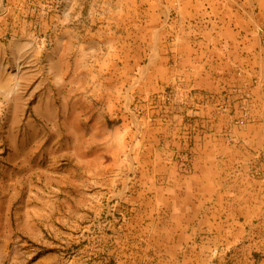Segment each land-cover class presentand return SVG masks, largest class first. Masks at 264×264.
<instances>
[{"label":"crops","instance_id":"obj_1","mask_svg":"<svg viewBox=\"0 0 264 264\" xmlns=\"http://www.w3.org/2000/svg\"><path fill=\"white\" fill-rule=\"evenodd\" d=\"M62 1L73 36L63 31L53 56L74 67H58L50 85L46 34L33 39L48 15H34V0H0V136L10 138L0 264H82L49 249H80L87 231L106 253L95 264H264V0ZM163 21L174 27L168 45ZM167 97L217 105L201 113L215 127L189 134L190 171L170 139L153 136L141 157L113 166L108 153L87 176H34V157L53 151L63 122L91 138L98 121H139L146 138ZM85 149L96 161V144Z\"/></svg>","mask_w":264,"mask_h":264},{"label":"rangeland","instance_id":"obj_2","mask_svg":"<svg viewBox=\"0 0 264 264\" xmlns=\"http://www.w3.org/2000/svg\"><path fill=\"white\" fill-rule=\"evenodd\" d=\"M34 4L37 7L34 15L38 12V16L45 18L48 15V24L37 25V31L33 33L34 41L39 39L40 31L42 34H46V38L42 40L43 48L49 50V69H48V80L50 85L56 83L57 75L56 71L59 69H64L65 66L74 67V59L72 57L65 58L66 62L61 66L60 61H58L55 55L57 48H61L62 39L64 38L63 31L67 30L68 36L71 38L72 35V25L64 26L62 21L64 17V12H67L71 9L64 8V2L62 0H34ZM43 5V7H41ZM42 10V13L40 11ZM162 32L163 41L162 44L168 45V33L171 27L167 22H162L159 26ZM146 31L151 28L150 25L145 26ZM40 40L36 41L39 45ZM69 46L67 48H72L73 41L70 39L68 41ZM34 60V58H33ZM61 66V68H60ZM59 67V69H57ZM71 71V70H70ZM34 75V74H33ZM35 76V75H34ZM35 81V78H34ZM54 86V85H53ZM165 100L164 102H160L159 105H156L154 108L158 111V116L156 119L145 122L148 125V134L150 137L142 138L141 134L139 133V127L142 122L139 121H118V120H111L110 122H97V129L96 135L91 138H82L79 136H72L68 135L70 133L75 132L73 127V122H63L64 126L62 128L63 135L59 138H54L53 144V151L50 153H41L38 152L34 157V176H45L47 175L50 178H62V177H75V176H87L88 170L90 166L96 165L98 170L102 168L104 165L105 155L106 161L109 163H113L115 166L119 163L120 159L125 158L129 160H133V156L141 157V154H137V147L147 144H154L153 136H155L156 140L161 143L162 140L170 139L173 142L172 146L176 153L174 154L175 160L179 163L181 168L186 172L191 170L192 164V153L188 151L189 148V134L191 130L202 129V128H214L215 124L213 121H209L208 125L206 122L201 121V113L206 108H213L210 109L208 112L215 111L214 103L207 105H201L199 103H184L176 99L174 101L173 98L169 99H160ZM4 123L7 122H0V128L4 126ZM242 123V122H240ZM39 126V122L37 124ZM104 125L107 129H110L114 135L108 136L106 132L103 131ZM7 128V126H6ZM118 129L120 131H115ZM7 132V130H6ZM151 132V133H150ZM106 135V136H105ZM124 135V136H123ZM171 137V138H170ZM18 140H24V138H17ZM34 142H40L42 140L41 137L32 138ZM174 139V140H173ZM199 141V138H195ZM10 138L6 135L1 134L0 136V161H7L8 158V144ZM90 142V143H89ZM95 143L97 146L96 152V161H93V153L92 151L89 153L85 147L89 144ZM39 145V144H38ZM109 150V152H103V146ZM103 148V149H102ZM74 150L73 153H70V156H74V161H69L66 158L71 150ZM129 150V151H128ZM134 150V153L132 152ZM142 150V149H141ZM140 150V151H141ZM129 152V154H126ZM128 161V160H127ZM129 162V161H128ZM108 163V164H109ZM115 174V173H114ZM132 174H130L131 176ZM89 233L84 232L82 233V241L80 244V249L75 248L73 250L72 246L68 248L54 246L49 249L50 253L55 254L61 260L62 258H70L75 253V256H78L82 259V264H95L93 261L97 258H101L104 260L106 256L104 249H96L94 246L87 243ZM51 239V238H50ZM53 239V238H52ZM58 259V260H59ZM56 264H58L56 262ZM61 264V263H59Z\"/></svg>","mask_w":264,"mask_h":264}]
</instances>
